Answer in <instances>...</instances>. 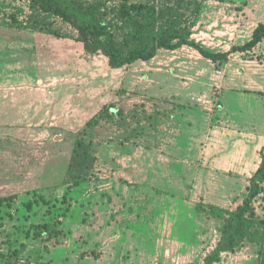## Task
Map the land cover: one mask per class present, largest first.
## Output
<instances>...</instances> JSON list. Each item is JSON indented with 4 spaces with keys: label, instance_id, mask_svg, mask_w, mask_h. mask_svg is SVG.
Wrapping results in <instances>:
<instances>
[{
    "label": "rangeland",
    "instance_id": "obj_1",
    "mask_svg": "<svg viewBox=\"0 0 264 264\" xmlns=\"http://www.w3.org/2000/svg\"><path fill=\"white\" fill-rule=\"evenodd\" d=\"M30 6L0 0V253L10 264H204L228 211L248 195V172H222L205 150L217 126L227 127L222 82L244 69L189 47L114 69ZM260 23L264 0L204 1L192 39L228 52ZM242 58L262 64L264 41ZM109 105L113 116L88 139L99 153L94 176L76 187L78 134ZM254 205L264 220V191ZM262 233L255 225L218 264H259Z\"/></svg>",
    "mask_w": 264,
    "mask_h": 264
},
{
    "label": "trees",
    "instance_id": "obj_2",
    "mask_svg": "<svg viewBox=\"0 0 264 264\" xmlns=\"http://www.w3.org/2000/svg\"><path fill=\"white\" fill-rule=\"evenodd\" d=\"M204 1L209 0H29L30 7L71 27L76 40L89 54H103L109 65L120 69L138 61H151L161 50L175 51L189 47L216 65L226 64L232 54L251 53L264 41V23L254 30L245 44L228 52H210L192 39L194 19ZM183 2L187 3L183 5ZM186 12H180L185 8ZM56 36L60 30L45 29ZM115 106H105L92 117L78 134L74 145L70 173L74 186L91 182L98 162V150L89 140L95 128L113 116ZM261 164L248 179V195L234 210L221 229V239L204 259V264H218L224 254L241 249L255 225L262 230L259 264H264V220L258 219L256 198L264 191V148ZM32 204H28L31 210ZM47 227V225H44ZM0 261L10 264L8 255L0 253Z\"/></svg>",
    "mask_w": 264,
    "mask_h": 264
},
{
    "label": "crops",
    "instance_id": "obj_3",
    "mask_svg": "<svg viewBox=\"0 0 264 264\" xmlns=\"http://www.w3.org/2000/svg\"><path fill=\"white\" fill-rule=\"evenodd\" d=\"M236 54L230 56L228 69H234L239 63L244 72L240 75L234 72L231 76L227 73L220 91L222 110L218 114L222 119L221 124L227 127L217 126L218 131L214 132V139L210 137L206 142L205 150L207 153L209 151L208 162L213 159L212 155L218 158L215 165L222 172L241 175L248 172L246 176L249 179L261 164L260 152L264 148V61L261 64L258 60L242 58L245 53H239L238 56ZM208 118L202 114L200 120L204 119L206 123L208 121L210 131L213 127ZM205 170L207 168L203 169ZM104 192L97 193L95 198L101 201L105 197ZM113 194L117 196L118 193ZM92 197L94 195H90L88 199Z\"/></svg>",
    "mask_w": 264,
    "mask_h": 264
}]
</instances>
